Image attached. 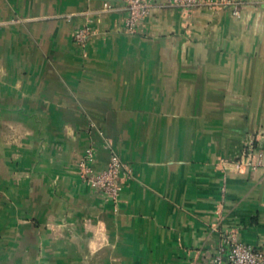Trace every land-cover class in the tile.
<instances>
[{
	"label": "crops",
	"instance_id": "0c3cea01",
	"mask_svg": "<svg viewBox=\"0 0 264 264\" xmlns=\"http://www.w3.org/2000/svg\"><path fill=\"white\" fill-rule=\"evenodd\" d=\"M243 1L151 0L130 33L127 0H0V264H215L227 234L264 252V167L223 164L264 152V0ZM89 147L133 169L117 204L77 174Z\"/></svg>",
	"mask_w": 264,
	"mask_h": 264
},
{
	"label": "built area",
	"instance_id": "2783aa9c",
	"mask_svg": "<svg viewBox=\"0 0 264 264\" xmlns=\"http://www.w3.org/2000/svg\"><path fill=\"white\" fill-rule=\"evenodd\" d=\"M245 2L243 0H167V6L185 11H218L229 9L239 16ZM109 4L104 10L109 11ZM153 4L151 0H127L126 30L136 33L144 20L149 16ZM93 31L89 27L78 29L74 38L78 45L85 49ZM95 152L92 147L76 163V171L81 180L88 186L99 190L104 200L117 204L122 192V181L132 178V167L124 162L115 149H110V159L105 170H95ZM237 172L257 170L264 167V152L250 145L241 155L232 161L223 162ZM215 264H264V252L250 244L238 240L234 235L224 236Z\"/></svg>",
	"mask_w": 264,
	"mask_h": 264
},
{
	"label": "trees",
	"instance_id": "16d2710c",
	"mask_svg": "<svg viewBox=\"0 0 264 264\" xmlns=\"http://www.w3.org/2000/svg\"><path fill=\"white\" fill-rule=\"evenodd\" d=\"M254 145V147H257V144L255 143V144H253Z\"/></svg>",
	"mask_w": 264,
	"mask_h": 264
}]
</instances>
